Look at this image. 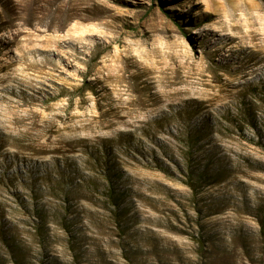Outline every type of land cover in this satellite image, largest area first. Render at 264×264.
<instances>
[{
	"label": "rangeland",
	"instance_id": "374dc122",
	"mask_svg": "<svg viewBox=\"0 0 264 264\" xmlns=\"http://www.w3.org/2000/svg\"><path fill=\"white\" fill-rule=\"evenodd\" d=\"M0 264H264V0H0Z\"/></svg>",
	"mask_w": 264,
	"mask_h": 264
}]
</instances>
